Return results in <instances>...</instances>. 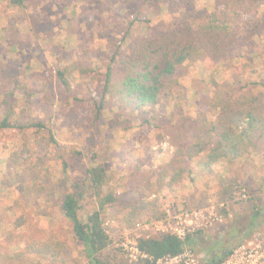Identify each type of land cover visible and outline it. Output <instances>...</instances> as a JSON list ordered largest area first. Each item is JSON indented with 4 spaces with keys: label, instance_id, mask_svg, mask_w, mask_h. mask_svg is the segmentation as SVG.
<instances>
[{
    "label": "rangeland",
    "instance_id": "rangeland-1",
    "mask_svg": "<svg viewBox=\"0 0 264 264\" xmlns=\"http://www.w3.org/2000/svg\"><path fill=\"white\" fill-rule=\"evenodd\" d=\"M223 1L25 0V6H20L0 0V115L11 110L13 121L27 118L43 123L42 128L0 129L1 255L20 250L24 242L17 237L29 225H37L43 235L65 243L60 264H87L61 203L86 180L85 168L93 152L97 163L112 175L110 188L119 195L103 214L112 240L101 256L110 264H136L121 248L127 230L135 222L158 218L172 204L215 203L223 215L222 221L196 233L188 245L201 264L212 255L264 240L263 149L219 162L213 175L195 171L183 183L151 194L155 204L139 211L133 221L127 214L136 195L124 184L125 174L136 165L150 168L172 156L175 147L167 140L168 126L185 125L188 141L199 118L217 116L219 109L211 103L217 97L215 87L210 90L207 83L211 75L247 92L264 93V0H227L236 3L226 20L237 31L228 56L188 60L178 70L175 100L164 99L135 111L108 102L102 119L96 126L93 122L94 100L102 95L105 72L115 53L123 57L137 37L185 20L222 16ZM64 68L69 88L57 75ZM89 191L81 199L83 218L97 208ZM21 219L25 223L17 225ZM48 261L30 256V264ZM236 261L240 263L241 256L229 263Z\"/></svg>",
    "mask_w": 264,
    "mask_h": 264
},
{
    "label": "trees",
    "instance_id": "trees-1",
    "mask_svg": "<svg viewBox=\"0 0 264 264\" xmlns=\"http://www.w3.org/2000/svg\"><path fill=\"white\" fill-rule=\"evenodd\" d=\"M11 1L25 6V0ZM223 4V18L213 14L204 19H188L150 36L137 37L130 52L123 57H116L115 53L105 72L102 95L94 100L95 126L102 119L108 102L135 111L152 107L164 99L175 100L180 84L178 70L188 60H198L200 57L217 60L228 56L237 31L226 20L227 12L236 3L233 6L224 0ZM57 75L64 86L69 88L70 81L65 68L58 70ZM207 83L210 90L215 87L217 97L214 96L211 103L219 109L217 116L214 119L204 115L199 118L197 124L191 126L188 141L184 137L185 125L175 123L168 126L165 129L169 136L167 140L175 147L172 156L154 167L136 165L125 174L127 191L136 195L127 214L129 220L133 221L139 211L155 204V199L149 198L151 194L159 195L164 188L183 183L195 171L210 176L215 173V166L221 161L239 160L249 152L264 150V93L247 92L244 87L231 81H219L215 75H211ZM13 114L8 110L0 115V129L43 127L40 121L27 118L13 121ZM51 140L56 142L52 133ZM90 159L91 163L85 168L86 180L76 185L77 191L68 192L64 196L61 211L71 222L76 239L83 245L87 264H110L101 256V252L112 240L103 214L109 204L117 203L119 195L110 188L113 177L105 166L97 163L95 152ZM86 189L95 197L97 208L83 218L80 214L81 199ZM253 214L257 220L260 210ZM162 215L163 212L157 217ZM25 221L18 220L17 225ZM194 235H190L186 242L169 233L141 238L140 249L151 255L153 260L144 259L139 264H156L158 258L181 253ZM17 238L24 242L23 247L7 257L0 253L1 264H30L31 255H36L39 261L48 259L49 264L62 262L65 243L43 235L37 225H29L24 235ZM231 253L228 250L220 255H212L210 262L221 263Z\"/></svg>",
    "mask_w": 264,
    "mask_h": 264
},
{
    "label": "built area",
    "instance_id": "built-area-1",
    "mask_svg": "<svg viewBox=\"0 0 264 264\" xmlns=\"http://www.w3.org/2000/svg\"><path fill=\"white\" fill-rule=\"evenodd\" d=\"M245 197V194H243ZM223 220L215 203H209L205 207H188L187 205L172 204L163 211L158 218H148L138 221L127 230L125 240L121 244L123 254L129 261L139 264L144 259L153 257L140 249L139 240L159 234H174L180 240L186 242L190 235L196 234L204 228ZM236 255L241 256L240 263L235 264H264V240L255 245H245L232 251L223 262L218 264H230ZM156 264H201L194 250L185 245L183 251L174 256H164L156 260ZM203 264H214L207 261Z\"/></svg>",
    "mask_w": 264,
    "mask_h": 264
}]
</instances>
